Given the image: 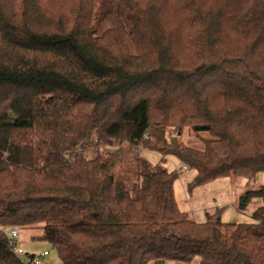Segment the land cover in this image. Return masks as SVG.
<instances>
[{"label": "trees", "instance_id": "obj_1", "mask_svg": "<svg viewBox=\"0 0 264 264\" xmlns=\"http://www.w3.org/2000/svg\"><path fill=\"white\" fill-rule=\"evenodd\" d=\"M169 156L189 190L264 172V0H0V228L62 264H264V186L253 222H196ZM0 264H25L2 235Z\"/></svg>", "mask_w": 264, "mask_h": 264}, {"label": "rangeland", "instance_id": "obj_2", "mask_svg": "<svg viewBox=\"0 0 264 264\" xmlns=\"http://www.w3.org/2000/svg\"><path fill=\"white\" fill-rule=\"evenodd\" d=\"M203 135L210 137L205 133H203ZM181 140L188 146L199 149L203 148L201 140L196 137L194 132L185 130L181 136ZM88 149L86 155L89 157L94 156L96 147L91 146ZM140 151V154L153 164H157L162 159L159 153L147 149H140ZM133 154L134 151L129 149L127 153L122 154V156L118 158L119 162L115 165V172L117 175L125 174L134 178V170L131 162ZM165 167L179 174L174 182L175 198L179 209L186 212L194 221L201 223L205 222L206 213L213 214L216 209L221 211V219L223 222L251 223L254 221L252 214L261 205L260 199H253L246 210L239 211V198L249 189L256 190L264 186V172L257 174L255 179L250 182L243 177H222L206 185L196 186L189 190L188 185L192 182L196 174L194 170L186 168L185 164L174 156L167 157ZM41 233L42 231L40 229H20L16 241L17 246L24 250V253L20 256L27 259L28 262L30 260L29 254L40 255L44 251H48L49 255L42 258L41 264H62L58 252L53 248L50 242L36 238ZM150 264H201V261L199 258H195L190 263L167 260L154 261Z\"/></svg>", "mask_w": 264, "mask_h": 264}, {"label": "built area", "instance_id": "obj_3", "mask_svg": "<svg viewBox=\"0 0 264 264\" xmlns=\"http://www.w3.org/2000/svg\"><path fill=\"white\" fill-rule=\"evenodd\" d=\"M146 138L150 139L152 138L151 135H147ZM0 233L1 235H3L4 237H6L9 240V246L11 247V250L13 251V253L20 258L21 262L25 263V264H41L42 263V258H44L45 256H47L49 254L48 251H44L42 254L40 255H35L33 254L32 256H29V261L27 262V259H24L23 257H21L20 255L24 253V250L19 248L16 244V241L18 239L20 230L17 227H8V228H0Z\"/></svg>", "mask_w": 264, "mask_h": 264}, {"label": "crops", "instance_id": "obj_4", "mask_svg": "<svg viewBox=\"0 0 264 264\" xmlns=\"http://www.w3.org/2000/svg\"><path fill=\"white\" fill-rule=\"evenodd\" d=\"M49 255V254H48Z\"/></svg>", "mask_w": 264, "mask_h": 264}]
</instances>
